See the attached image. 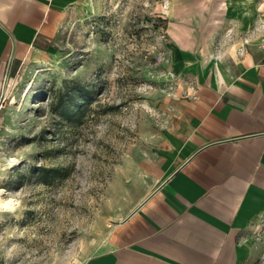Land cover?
<instances>
[{
    "label": "rangeland",
    "instance_id": "rangeland-1",
    "mask_svg": "<svg viewBox=\"0 0 264 264\" xmlns=\"http://www.w3.org/2000/svg\"><path fill=\"white\" fill-rule=\"evenodd\" d=\"M217 2L78 0L46 48L12 64L0 96V199L16 204L0 207V259L80 264L99 249L121 217L118 175L149 145L140 124H160L151 101L186 93L204 38L216 46ZM188 59L193 69L181 70ZM71 80L95 89L76 125L49 110ZM41 167L59 174L44 178Z\"/></svg>",
    "mask_w": 264,
    "mask_h": 264
},
{
    "label": "crops",
    "instance_id": "crops-1",
    "mask_svg": "<svg viewBox=\"0 0 264 264\" xmlns=\"http://www.w3.org/2000/svg\"><path fill=\"white\" fill-rule=\"evenodd\" d=\"M77 1L0 0V96L12 64L46 48ZM216 7V46L204 38L186 93L151 101L160 124H140L148 148L118 175L121 217L80 264H264V0Z\"/></svg>",
    "mask_w": 264,
    "mask_h": 264
},
{
    "label": "trees",
    "instance_id": "trees-1",
    "mask_svg": "<svg viewBox=\"0 0 264 264\" xmlns=\"http://www.w3.org/2000/svg\"><path fill=\"white\" fill-rule=\"evenodd\" d=\"M93 101H95V89L91 85L79 80H71L63 88L52 93L49 110L60 122L76 125L81 123L84 109ZM56 174H59L58 168H40V175L44 178Z\"/></svg>",
    "mask_w": 264,
    "mask_h": 264
},
{
    "label": "bare ground",
    "instance_id": "bare-ground-1",
    "mask_svg": "<svg viewBox=\"0 0 264 264\" xmlns=\"http://www.w3.org/2000/svg\"><path fill=\"white\" fill-rule=\"evenodd\" d=\"M16 202L13 198L9 199H0V207L1 208H6V209H13L15 206Z\"/></svg>",
    "mask_w": 264,
    "mask_h": 264
},
{
    "label": "built area",
    "instance_id": "built-area-1",
    "mask_svg": "<svg viewBox=\"0 0 264 264\" xmlns=\"http://www.w3.org/2000/svg\"><path fill=\"white\" fill-rule=\"evenodd\" d=\"M0 264H5V262L0 259Z\"/></svg>",
    "mask_w": 264,
    "mask_h": 264
}]
</instances>
